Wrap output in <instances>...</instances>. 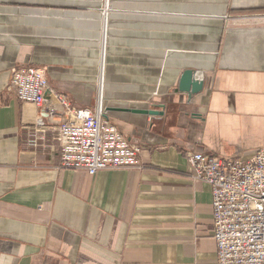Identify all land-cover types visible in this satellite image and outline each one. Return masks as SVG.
I'll return each instance as SVG.
<instances>
[{
    "label": "crops",
    "instance_id": "obj_1",
    "mask_svg": "<svg viewBox=\"0 0 264 264\" xmlns=\"http://www.w3.org/2000/svg\"><path fill=\"white\" fill-rule=\"evenodd\" d=\"M106 1L104 18L103 0H0V264H216L210 189L185 153L264 147V20L240 19L264 0ZM27 66L76 108L101 96L141 168L59 169L61 116L37 126L9 90Z\"/></svg>",
    "mask_w": 264,
    "mask_h": 264
},
{
    "label": "built area",
    "instance_id": "obj_2",
    "mask_svg": "<svg viewBox=\"0 0 264 264\" xmlns=\"http://www.w3.org/2000/svg\"><path fill=\"white\" fill-rule=\"evenodd\" d=\"M106 3L103 0L104 18ZM240 19L258 21L264 16ZM9 90L19 102L40 110L37 126L45 115L61 116L55 129L59 169L80 170L93 176L103 170L141 168V147L127 141L106 120L101 96L93 110L76 108L50 89L43 71L30 66L12 74ZM28 144L34 146L36 140ZM185 159L191 178L210 189L216 264H264V147L246 159L194 151L186 152Z\"/></svg>",
    "mask_w": 264,
    "mask_h": 264
},
{
    "label": "water",
    "instance_id": "obj_3",
    "mask_svg": "<svg viewBox=\"0 0 264 264\" xmlns=\"http://www.w3.org/2000/svg\"><path fill=\"white\" fill-rule=\"evenodd\" d=\"M202 83L197 82L193 78V71L186 70L181 75L177 88L175 92H180L186 94L188 97L197 94L201 91ZM163 111V106L161 105H150L148 110L138 111L140 114L148 116H158L161 115Z\"/></svg>",
    "mask_w": 264,
    "mask_h": 264
},
{
    "label": "rangeland",
    "instance_id": "obj_4",
    "mask_svg": "<svg viewBox=\"0 0 264 264\" xmlns=\"http://www.w3.org/2000/svg\"><path fill=\"white\" fill-rule=\"evenodd\" d=\"M105 1V0H104Z\"/></svg>",
    "mask_w": 264,
    "mask_h": 264
}]
</instances>
